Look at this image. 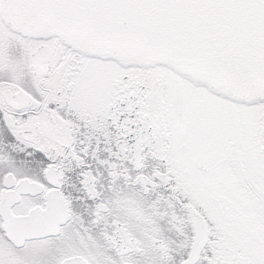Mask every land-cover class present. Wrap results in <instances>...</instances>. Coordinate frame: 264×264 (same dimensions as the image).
I'll return each mask as SVG.
<instances>
[{
  "label": "snow or ice",
  "instance_id": "obj_1",
  "mask_svg": "<svg viewBox=\"0 0 264 264\" xmlns=\"http://www.w3.org/2000/svg\"><path fill=\"white\" fill-rule=\"evenodd\" d=\"M0 264H264V0H0Z\"/></svg>",
  "mask_w": 264,
  "mask_h": 264
}]
</instances>
